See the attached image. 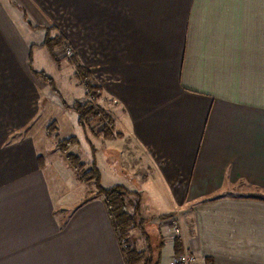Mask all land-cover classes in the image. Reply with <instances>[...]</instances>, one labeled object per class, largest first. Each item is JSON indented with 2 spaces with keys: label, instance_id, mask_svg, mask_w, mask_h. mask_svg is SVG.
<instances>
[{
  "label": "crops",
  "instance_id": "1",
  "mask_svg": "<svg viewBox=\"0 0 264 264\" xmlns=\"http://www.w3.org/2000/svg\"><path fill=\"white\" fill-rule=\"evenodd\" d=\"M79 22L93 50L121 53L128 142L106 148L162 221L161 257L264 264V0H0V264H125L103 196L49 135L67 101L42 44ZM70 109L59 138L82 126Z\"/></svg>",
  "mask_w": 264,
  "mask_h": 264
},
{
  "label": "rangeland",
  "instance_id": "2",
  "mask_svg": "<svg viewBox=\"0 0 264 264\" xmlns=\"http://www.w3.org/2000/svg\"><path fill=\"white\" fill-rule=\"evenodd\" d=\"M2 2H5V0H2ZM82 24L83 26L86 25L83 22L73 24L74 31L67 32L64 29L67 32V36L70 37V41H61V44L55 49L56 58L59 62V73L55 72V64L48 58V52L45 49H41L45 59L43 61L44 68L47 74L55 79H57L56 77L58 75L60 76L58 87L62 89V97L67 101V103H65L64 100L59 97L63 110L52 109L51 112L53 116L49 121H51L50 124H52L53 128L50 130L49 135H59L60 137V130H63V128H60L61 123L55 118H58V115L61 114L62 111L71 112L70 107L76 101H73V99L77 98V101L78 99L81 100L80 102L91 100V97L86 91V87L80 83L77 73L83 68L82 61L94 63L93 72L95 75H91V83L95 85L93 87L94 96L99 93L98 98L94 100V102L95 106H100L103 109L105 116L102 117L99 115L98 118H91L88 121H83L85 122L83 126L84 135L82 134V126L76 124L73 135H76L79 141L71 147H78L75 148L73 152L78 153L84 162L88 163V161L91 160L90 163H92L95 160L96 167L103 176L102 182L109 185L108 187L113 186L116 182H124L127 189L132 191L130 159L126 156L127 153L124 151V155L122 157L120 156L121 160L120 158L118 159L116 155H112L113 153L109 154L111 151H107L108 149L106 148L109 144L119 145V143L128 142L125 103L120 96H117L110 89L112 86L118 85L117 82L123 80L121 53H115L119 51L115 49L106 50L104 47H100L95 43L93 45V50L88 45V42L91 44V41L86 36L88 29H84V31L81 32L78 28ZM111 31L112 30H110V32ZM113 34H116V32ZM116 40L120 42V36L116 37ZM77 52H79V55L76 56L75 53ZM97 86H99L100 89H98ZM84 89L86 91L85 94ZM49 108L50 105L47 109ZM108 132H110L111 135L108 134ZM59 137L57 141L67 138ZM89 142L92 146L95 145L97 148V150L94 151L93 159L90 148L88 147ZM117 151L118 150H116V152L114 151V154H116ZM130 198L136 200L137 196L131 194ZM160 223H162V221H160ZM160 223L155 222L150 225L146 223L144 226V230L151 234L153 233L150 241H152L151 244L154 246L159 243L158 240L161 239V231L159 229ZM142 236L141 232L134 230L130 235V239L144 246L145 242H143ZM159 264H169L167 257H161Z\"/></svg>",
  "mask_w": 264,
  "mask_h": 264
},
{
  "label": "trees",
  "instance_id": "3",
  "mask_svg": "<svg viewBox=\"0 0 264 264\" xmlns=\"http://www.w3.org/2000/svg\"><path fill=\"white\" fill-rule=\"evenodd\" d=\"M61 41L62 40L58 38L53 40V38L49 39L46 37L45 42L42 44V46L46 45L55 62L58 60L56 58L54 48L58 47L61 44ZM38 74L44 80L48 81L51 86H54V82L51 77L44 75L42 72ZM77 74L80 83L86 87V91L91 97V100H87L85 102H80L78 100L72 105L73 111L78 114V122L84 126L85 122L83 121H88L91 118H98L99 115L104 117L105 114L100 106H95L94 100L98 98L99 93L94 96L93 87L95 85L91 83L92 73H90V71L83 66ZM97 88L100 89L99 86H97ZM54 92L59 94L55 87ZM108 134L111 135L110 132H108ZM78 141L79 140L76 135L63 138L62 140L59 139L56 143V148L64 154V159L67 160L73 172L77 174V179L79 181L84 184L90 183L94 185L96 191L93 196H103L105 207L107 208V214L109 219H111L112 228L116 234L118 243H120L125 264H159L161 258L160 252L162 246L164 245V241L161 237V239L158 240L159 243L155 246L152 245L150 238L153 233L151 234L144 230V226L148 222L149 218H147L146 215L144 216L142 213V197L140 191L132 192L126 187L118 184L111 187H104L102 183H100L101 173L96 167L95 160L92 163H90L91 160L86 163L80 158L78 153L69 151V147L75 145ZM88 147L90 148L93 159L95 147L92 146L90 142ZM131 194L136 195L137 199H131ZM158 217L163 220L164 218L169 217V215L164 214V216ZM134 230H138L143 235V242H145L144 246L130 239V235ZM174 244L175 246L178 244L177 239Z\"/></svg>",
  "mask_w": 264,
  "mask_h": 264
},
{
  "label": "built area",
  "instance_id": "4",
  "mask_svg": "<svg viewBox=\"0 0 264 264\" xmlns=\"http://www.w3.org/2000/svg\"><path fill=\"white\" fill-rule=\"evenodd\" d=\"M195 260V255L193 253H181L172 257L169 264H191Z\"/></svg>",
  "mask_w": 264,
  "mask_h": 264
}]
</instances>
